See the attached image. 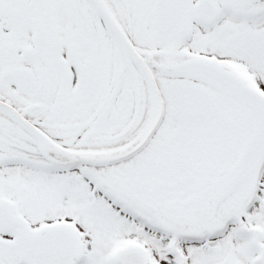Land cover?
Returning a JSON list of instances; mask_svg holds the SVG:
<instances>
[{
	"label": "snow or ice",
	"instance_id": "obj_1",
	"mask_svg": "<svg viewBox=\"0 0 264 264\" xmlns=\"http://www.w3.org/2000/svg\"><path fill=\"white\" fill-rule=\"evenodd\" d=\"M0 264H264V0H0Z\"/></svg>",
	"mask_w": 264,
	"mask_h": 264
}]
</instances>
